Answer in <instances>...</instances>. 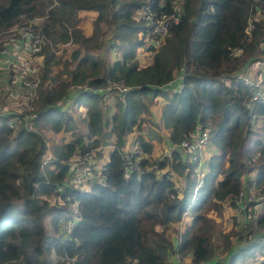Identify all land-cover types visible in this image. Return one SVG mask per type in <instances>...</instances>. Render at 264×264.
I'll return each mask as SVG.
<instances>
[{
  "label": "trees",
  "instance_id": "obj_1",
  "mask_svg": "<svg viewBox=\"0 0 264 264\" xmlns=\"http://www.w3.org/2000/svg\"><path fill=\"white\" fill-rule=\"evenodd\" d=\"M84 11L97 13L90 33L83 27ZM162 11H177L181 20L154 46L148 43V17ZM250 20L254 26L248 29ZM29 23L44 36L42 62H32L41 84L24 111L0 110V264H174L177 252L191 255L194 264L212 260L217 222L208 210L221 212L227 201L236 205L250 174L257 187L264 180V99L237 76L264 55V0H0V55L15 29ZM119 46L118 59L106 64L99 51ZM142 47L152 52L144 64ZM7 64L0 61V103L15 74ZM181 74V88L172 87ZM112 80L131 89L116 93L118 109L107 118L100 89ZM158 99L163 102L156 119L171 142L210 129V143L218 148L195 196L194 164L186 153L177 146L153 161L149 134L136 137L143 170L125 172L126 136L144 127L142 114L151 115L149 104ZM74 105L85 106V127L68 112ZM33 113L30 129L24 118ZM12 120L21 123L18 128ZM147 125L156 127L153 121ZM47 132L71 136L53 141ZM110 132L116 147L99 170L102 178L97 175L85 190L65 184L73 155L97 149ZM190 212L176 246L171 225ZM69 219L76 222L65 235L61 227ZM256 223L264 227V211ZM244 230L232 232L237 241ZM247 230L253 232L252 223ZM232 234L224 236V249Z\"/></svg>",
  "mask_w": 264,
  "mask_h": 264
},
{
  "label": "built area",
  "instance_id": "obj_2",
  "mask_svg": "<svg viewBox=\"0 0 264 264\" xmlns=\"http://www.w3.org/2000/svg\"><path fill=\"white\" fill-rule=\"evenodd\" d=\"M36 21L40 17L34 18ZM150 27L152 30V40L148 42L154 46H159L163 41L164 37L169 33L170 27L173 23H178L181 20L180 14L177 11L166 12L162 11L160 14L151 12L148 17ZM253 21L250 20L248 29L253 28ZM18 31L16 35L11 38L10 44L20 43L23 46L25 52V58L22 59H12L8 61V67L14 66L15 72L18 75V84L22 88V93L24 97L29 101L34 99L38 95L39 87L41 84V78L38 73L37 67L32 65L35 62L34 55H38L43 47L44 36L38 32L33 23L25 24L20 28H16ZM150 44H147L148 47ZM239 50L238 52H240ZM10 49L8 46L3 49L0 57H5L9 54ZM8 68V70L10 69ZM3 70L0 68V93L2 94L3 87L1 84V75ZM244 82L249 86H254L256 90L255 98L262 97L264 99V80L258 79L253 80L247 76L242 77ZM131 87L123 81L112 80L105 87H102L100 91L104 94L105 100L113 92L126 93ZM0 94V95H1ZM68 112L73 113V108H69ZM36 118V114L25 115L24 121L30 129H35L33 119ZM19 120V119H18ZM11 124L17 127L18 123L16 120L10 121ZM211 138V132L209 129L196 131L192 137L184 139L180 146L184 153L187 155L188 162L193 165L192 175L196 178V184L194 189V196L197 194L198 189L204 184V178L206 176V169L202 161V152L205 146L208 144ZM125 172L128 174L131 171H142L143 166L141 165V159L143 155L142 148L138 141L134 143L130 150L125 151ZM47 161V158L44 162ZM70 179L69 182L72 183L77 188L83 190L85 187L96 177V154L95 151H90L84 156L79 153H75L70 159ZM151 168H158L157 164L151 166ZM158 170V169H157ZM65 184L66 181H65ZM64 184L59 188L62 189ZM261 190V189H260ZM257 190L254 187H249L248 181L245 180V185L240 192V197L236 200V205H230L227 201V205L230 208H236L243 215L239 227H247L250 220L256 219L258 217V212L261 207L264 206V196L258 197ZM73 206H78V202L73 203ZM76 219H69L67 223L62 225V231L65 235L71 232L72 227ZM181 252L175 254V264H194L192 259L184 258Z\"/></svg>",
  "mask_w": 264,
  "mask_h": 264
},
{
  "label": "rangeland",
  "instance_id": "obj_3",
  "mask_svg": "<svg viewBox=\"0 0 264 264\" xmlns=\"http://www.w3.org/2000/svg\"><path fill=\"white\" fill-rule=\"evenodd\" d=\"M141 15H142V11L137 12L135 17L139 18ZM96 16H97L96 12L93 13L92 11L91 12L84 11V13H83V24H84L83 27L91 30L93 22H94V18ZM103 26H104V29L106 31H108L111 28L108 24H103ZM108 33H109V31H108ZM117 47L118 46H116V48ZM119 47H120L119 50H116V49L113 50L114 49L113 48L109 52L99 51V55L102 58L107 59L106 64L112 63L113 61L118 59V57H119L118 54H121L122 49H121V46H119ZM139 57H140V60L143 64L148 63L149 61L152 60V52H150V51L147 52V51H145L144 47H142L139 50ZM255 63H256L255 69H250L251 71H246L243 67L237 74L241 77L248 76L252 79H264V74L258 73V70H257L259 65L262 66V68H264V55H262L261 60H258ZM5 96H6V93L3 94L4 100H5ZM83 100L86 102L90 101L86 97H83ZM124 102L125 101L123 99L121 104L123 105ZM159 103H160V99L155 100L153 102V105L149 104L151 110L154 112V117L159 116V107H160L158 105ZM71 104H72L71 100L68 102H65L63 108H66L67 106H70ZM6 106L7 107H13V108H19L20 107L17 102H14V103H12V102H7V103L1 102L0 103V110H6L5 109ZM82 107L83 106L80 107L78 105H74L73 107H71L74 110V116H75L76 121H79V124H78L79 128L85 127V125L82 123V121H83L82 118L84 116V109ZM117 109H118V100L116 99V93H115L111 96V102L108 106V111L106 114L108 116H110V115H112V113L116 112ZM152 121H153V125H155L156 127L147 125L143 132L146 131L147 134L151 135V138H154V143L156 144V147L159 146L158 145V143H159L160 146H162V148H164L165 147L164 142L166 141V143H167V136H168L167 129L162 128V123L160 122L159 119H153L152 118ZM111 127H112V120L109 119L106 129L110 131ZM160 127H161V129H160ZM65 133L66 132H62V134L56 135V134H52V133L47 132L46 136L49 137L50 140H53V141L60 140L61 136H63L65 140H69L71 134L70 133L65 134ZM134 133H136V132H134ZM110 135H111V132H110ZM68 136H69V138H68ZM112 136H114L116 139V135L112 134L109 137H112ZM131 140H133V139H131ZM111 141H112L111 138L110 139L107 138L105 140L103 138V140L101 141L102 142V144H101L102 148L106 147L107 144L109 145L110 143H112ZM102 148L101 149L97 148L94 150L96 152V158L97 159H98V156L100 155V153L104 152V150ZM122 149H123V146H122ZM126 150H127V148L124 151H126ZM214 151L217 152L218 148L212 147V144H208V146L202 152V156H203V160H204V164H205L204 166L207 168V171H208V163L211 160V155L214 154ZM158 155L159 156L156 155L155 156L156 158H154L152 160L154 161L157 158L164 156L165 154H164V152H162V153L160 152ZM107 158H108V156L105 155V158H103V163L105 160H107ZM103 163L101 165H99L97 168V175L99 176V178H102V175L99 172V170H101L103 168ZM253 174L254 173L251 174V177H253ZM256 175H257V173H256ZM253 180H256V176H254ZM65 181H69V180L65 179ZM181 183L183 184V181H181ZM253 183L256 186V181H253ZM262 186L264 187V180H262L260 182V186H258V187L256 186V188H255V190H257V192H258L257 193L258 197L264 196V190H263ZM89 187H90V185L86 186V188H89ZM260 187H262V191L260 190ZM223 207L224 208L221 212H217L214 209L208 210V214L210 216H212V218H214L217 222V225L214 228L213 234H214L215 241L218 244V246L215 250V254L211 258L212 260H208V261L210 262V264H223L222 263L223 259L226 256H228V252H229L228 248L230 249V247L237 245V248H236L237 251L236 252H239L238 253L239 258L235 259L233 262H230L229 264H231V263L232 264H260L262 261H264V227L260 228L257 223L256 224L252 223L253 232L251 234H249L250 236L248 234H246V236H249L248 238L241 239L239 242H237V235L232 234V232L233 231L234 232H240V230H242V229H239L238 226L242 220L243 215L236 208H233V207L230 208L226 203L224 204ZM263 211H264V209L260 212V214ZM190 216H192L191 212L184 216L183 221H181L179 223L180 227L182 226V228H183L184 225H186L191 220ZM253 225H258V226H253ZM172 226H173V228H171V230L173 231L174 235L179 234L181 228H179V231H177L176 225H172ZM230 232L233 236L232 240H236V241H233V242H235V244H233V242H232V244L229 247L224 249V246H223V243L225 241L224 236L230 235ZM169 235L172 237L171 234H169ZM174 242H175V245L178 246L179 239L177 236H176V238H174ZM181 255L184 258L191 259L190 257H188V255H185V254H181ZM214 259H219L220 260L219 263H217ZM227 260H228V258L225 259V262H227ZM67 264H74V263L72 260H69V263H67ZM202 264H208V262L204 261Z\"/></svg>",
  "mask_w": 264,
  "mask_h": 264
},
{
  "label": "crops",
  "instance_id": "obj_4",
  "mask_svg": "<svg viewBox=\"0 0 264 264\" xmlns=\"http://www.w3.org/2000/svg\"><path fill=\"white\" fill-rule=\"evenodd\" d=\"M89 12H91V11H89ZM93 13H94V11H92ZM85 29V31L87 32V33H90L91 32V30L90 29H86V28H84ZM8 47H9V49H10V52H9V54L7 55V56H5V57H3V58H1V60H3V62H4V60H12V59H22V58H25V52H24V49H23V46H22V44H20V43H15V44H10V42L8 43V45H7ZM34 57H35V60L36 61H38V63H41L42 62V57L41 56H38V55H34ZM0 60V61H1ZM255 62H248V63H246L243 67H244V69L246 70V71H251L250 69H255ZM258 73H262V74H264V68H262V66H258ZM256 70V71H257ZM182 74L181 75H179V76H177L176 77V79L171 83V85H172V87H174V88H177V87H179V88H181V86H182ZM11 79V78H10ZM253 80H258V79H253ZM261 80V79H260ZM264 80V79H263ZM14 81V82H13ZM13 81L12 82H10V84H9V88L7 89V91H6V96H5V100L3 101V103H7V102H12V103H14V102H17L18 104H19V108H13V107H5V109L6 110H10V109H12V110H14V111H17V112H20V111H22L23 110V108H24V110L26 109V106L28 105V100L24 97V94L22 93V88H21V86L18 84V75H17V73L15 72V74L13 75ZM177 86V87H176ZM73 95H71V97H72ZM110 102H111V96L107 99V101H106V105H107V107H106V113H107V111H108V106H109V104H110ZM163 102V101H162ZM162 102H160L158 105L160 106L159 107V113H161V110H162V108H161V104H162ZM152 105H153V103H152ZM81 107V106H80ZM83 109L85 108V106H83L82 107ZM153 108V107H152ZM154 109V108H153ZM23 110V111H24ZM105 113V114H106ZM143 116H145V122H144V127H145V125H147V122L148 123H150L151 121H152V118L153 119H156L157 117H154V112L152 111V113H151V115H148V113L147 114H145V113H143L142 114ZM111 116V115H110ZM110 116H108L107 114H106V117L107 118H109ZM149 117H150V120L151 121H149ZM143 127V128H144ZM143 128L141 129V130H135L134 132H136V133H134V132H132V133H130V134H128L127 136H126V139H125V143H124V145H123V149L125 150L126 148H127V150H130L131 148H132V146L134 145V143L137 141V139H136V137H138V135L139 134H141V133H143V134H145L146 136H147V132L145 131V132H143L144 130H143ZM49 133H52V132H49ZM52 134H55V133H52ZM66 134V133H65ZM114 135H116L115 133H113ZM169 136V135H168ZM167 136V143H166V141L164 142L165 143V147L164 148H162V146H160V144L158 143V147H156V144L155 143H153V150H152V152L150 153V158L151 159H154V158H156L155 156L157 155V156H159L158 154L161 152H164V154H168L167 152H170L173 148H174V143L173 142H171L170 140H169V137ZM150 137H151V135H150ZM68 138H69V136H68ZM111 138V142L112 143H110L109 145L107 144L106 145V147H104V148H102V146H99L98 147V149H103L104 150V152L103 153H100V155L98 156V159H97V163H96V167L95 168H98V166L99 165H101L102 163H103V158H105V155H107L108 156V158H109V155H110V151L114 148V147H116L115 145V137L114 136H112V137H108V139H110ZM147 138H149V137H147ZM131 139H133V140H131ZM152 139V141L154 142V138H151ZM166 140V139H165ZM113 144V145H112ZM209 144H211V143H209ZM168 145V146H167ZM208 146V145H207ZM206 146V147H207ZM212 147H215L216 148V146H214V145H212ZM157 148V149H156ZM126 150V151H127ZM107 151V152H106ZM215 152V151H214ZM108 158H107V160H108ZM107 160H105L104 161V163H103V165L107 162ZM204 161V160H203ZM96 177H98L97 176V174H96ZM252 179H254V178H252ZM249 183V187H252L253 185H250V182H248ZM178 184L181 186V180L178 182ZM261 209H264V207H261ZM172 225H176V228H181L180 229V233L177 235V237H178V239L180 238V236H181V234H182V231L185 229V225H184V227L182 228V226L180 227V224L178 223V224H172ZM171 225V228H173V226ZM172 231V230H171ZM171 235H172V238L174 239V238H176L175 237V235H174V233L173 232H171L170 233ZM233 241H236V240H233ZM237 242H239V240L237 241ZM233 244H235V242H233ZM178 245H179V243H178ZM237 245L236 246H232L230 249H228V251H230V253L228 254V256H226L224 259H223V261H222V263L223 264H229L230 262H231V258L233 257V255L236 253V251H237ZM188 257H190L191 258V255H188ZM228 258V260H227V262H225V259H227ZM192 259V258H191ZM217 263H219V259H214ZM206 262H208V264H210V262L209 261H206ZM174 264H175V257H174Z\"/></svg>",
  "mask_w": 264,
  "mask_h": 264
},
{
  "label": "clouds",
  "instance_id": "obj_5",
  "mask_svg": "<svg viewBox=\"0 0 264 264\" xmlns=\"http://www.w3.org/2000/svg\"><path fill=\"white\" fill-rule=\"evenodd\" d=\"M237 76H238L240 79L243 80V78H242L241 76H239L238 74H237ZM247 77H248V76H247ZM248 78H250V77H248ZM251 79H252V78H251ZM243 81H244V80H243ZM245 84H246V83H245ZM247 85H248V84H247ZM115 93H119V92H113V93H111L109 96H107V99H108L110 96H112L113 94H115ZM120 94H123V93H120ZM107 99L105 100V96H104V94H103V102H104V108H105V111H106V107H107V105H106V101H107ZM72 115H74V110H73ZM18 127H19V126H18ZM18 127H17V128H18ZM202 130H203V129H202ZM204 130H206V129H204ZM209 130H210V129H209ZM198 131H199V130H198ZM200 131H201V130H200ZM210 132H211V130H210ZM211 135H212V134H211ZM182 141H183V140H182ZM182 141H181V142H182ZM210 141H211V138H210ZM210 141L208 142V144L210 143ZM181 142H180V143H181ZM180 143H178V144H180ZM208 144H207V145H208ZM207 145H206V146H207ZM206 146H205V148H206ZM176 147H177V143H174V148H176ZM114 148H115V147H114ZM174 148H173V149H174ZM205 148H204V149H205ZM173 149H172V150H173ZM172 150H171V151H172ZM93 151H94V150H93ZM171 151H170V152H171ZM182 151L184 152L183 149H182ZM170 152H168V154H169ZM95 154H96V152H95ZM52 156H53V155L49 152L48 155H46L45 157L47 158V161H48V159H49L50 157H52ZM44 160H45V159H44ZM47 161H46V162H47ZM96 161H97V158H96ZM202 161H203V156H202ZM46 162H45V163H46ZM96 163H97V162H96ZM203 165H205V164H204V161H203ZM204 167H205V166H204ZM205 169H206V175H207V168L205 167ZM158 170H159V169H158ZM96 174H97V168H96ZM250 178H251V174H250L248 177H245L246 181H248V182H250V181H249ZM67 179L69 180V179H70V176H69ZM64 183H65V182H64ZM66 183H70V182H69V181H66ZM71 184H72V183H71ZM88 185H90V183H89ZM250 185H253V184L250 183ZM252 187L256 188V186H254V185H253ZM85 189H87V188L85 187ZM85 189H83V190H85ZM263 207H264V206H263ZM262 210H263V209H260V210H259V212H258V217H259L260 212H261ZM258 217H257V218H258ZM257 218H256V219H257ZM256 219L250 220L249 223H248V226H247V227H239V226H238L239 229H242V230L245 229L244 232H243V234H242L241 239L248 238V237L250 236V235H249V236H246V234L248 233L247 228L250 227V224H251V223H255V222H256ZM67 221H68V220H67ZM67 221H66V223H67ZM61 230H62V227H61ZM69 233H70V232H69ZM243 236H244V237H243Z\"/></svg>",
  "mask_w": 264,
  "mask_h": 264
}]
</instances>
